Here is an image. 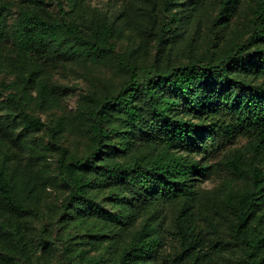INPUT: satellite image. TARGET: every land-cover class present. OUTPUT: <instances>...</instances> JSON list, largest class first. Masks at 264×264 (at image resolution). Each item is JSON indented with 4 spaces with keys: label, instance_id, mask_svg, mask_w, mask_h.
<instances>
[{
    "label": "trees",
    "instance_id": "obj_1",
    "mask_svg": "<svg viewBox=\"0 0 264 264\" xmlns=\"http://www.w3.org/2000/svg\"><path fill=\"white\" fill-rule=\"evenodd\" d=\"M206 1L0 0V264H264V0H211V36ZM77 63L116 80L69 114Z\"/></svg>",
    "mask_w": 264,
    "mask_h": 264
},
{
    "label": "rangeland",
    "instance_id": "obj_2",
    "mask_svg": "<svg viewBox=\"0 0 264 264\" xmlns=\"http://www.w3.org/2000/svg\"><path fill=\"white\" fill-rule=\"evenodd\" d=\"M92 6L98 10V12L107 13L109 15L125 11L127 21L135 19L132 13L133 8L127 2V0H92ZM214 14L215 10L213 4H211V0H207L205 2L204 8L201 9L200 13L198 14L202 25L201 29H203L205 35L211 36L209 25ZM242 23H244L243 17H240L238 20H236L235 24L228 31V37H232L242 31ZM192 26L193 23L189 27L190 30ZM129 33L130 32H128V34ZM191 34L192 33H189V36ZM174 54L178 55V62L185 61L187 57V49L185 46H183V49H179ZM109 78L110 80L107 81L106 79ZM53 80L69 89L68 95H65V98H63L62 105L66 112L73 114L78 106L81 96L87 95L88 93L95 90H102L105 87L106 82H113L116 80V76H114L113 70L110 66L99 65L90 68L77 63L57 69L53 74ZM37 114L41 116L43 120H47V115L45 113L39 111ZM244 142L245 140L243 138H238L236 143L234 142L233 144H243ZM233 144L228 145L227 148H231ZM69 145L74 150L81 145V140L78 137H73L70 139ZM25 159H27L26 156ZM217 160V158L214 159L213 163L217 162ZM207 186L211 188L213 187V184L209 182L207 183ZM53 202V192L51 190H47L42 207L45 215L51 213ZM38 226L41 227L42 225L38 223ZM30 264H64V262L59 257L58 253L50 256L46 253L39 252L36 256H32V260L30 259Z\"/></svg>",
    "mask_w": 264,
    "mask_h": 264
}]
</instances>
